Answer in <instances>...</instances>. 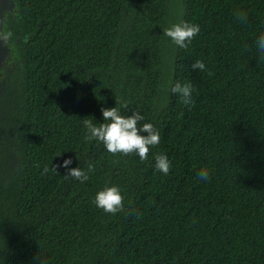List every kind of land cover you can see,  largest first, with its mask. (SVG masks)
I'll list each match as a JSON object with an SVG mask.
<instances>
[{
	"label": "trees",
	"instance_id": "16d2710c",
	"mask_svg": "<svg viewBox=\"0 0 264 264\" xmlns=\"http://www.w3.org/2000/svg\"><path fill=\"white\" fill-rule=\"evenodd\" d=\"M178 1L174 19L172 0H19L25 79L0 139V264H264V0ZM181 21L200 26L184 48L163 35ZM176 81L193 85L191 105ZM112 107L159 132L146 159L86 138L84 120ZM78 167L86 180L66 176ZM106 184L121 190L116 213L95 205Z\"/></svg>",
	"mask_w": 264,
	"mask_h": 264
},
{
	"label": "clouds",
	"instance_id": "9594fccd",
	"mask_svg": "<svg viewBox=\"0 0 264 264\" xmlns=\"http://www.w3.org/2000/svg\"><path fill=\"white\" fill-rule=\"evenodd\" d=\"M237 19L241 22L246 21L247 14L243 12L237 13ZM200 26L198 24L181 21L171 24L163 30V35L169 37L171 43L184 48L190 43L192 38L198 34ZM11 32H0V41H7L11 37ZM256 48L258 52L264 53V33L256 39ZM193 70L205 71L206 65L203 60L197 59L191 64ZM170 91L178 94L183 104L191 105L193 103L192 93L193 85L190 82L181 83L176 81L171 83ZM103 123L93 124L90 120L85 119L84 124L87 128L86 138L89 140H97L103 143L106 150L110 153H130L135 152L141 160L147 158L149 146H155L160 142V134L154 128L152 123H143L139 127L138 121L144 119L139 112H133L129 116L120 114L117 107L102 108ZM156 170L167 174L170 169V161L166 154L155 155ZM71 159L63 162V167L67 168L71 164ZM45 171H48L45 168ZM66 176H73L80 180H86L87 174L79 167L69 168ZM198 178L202 180L209 179V171L206 168L201 169L197 173ZM121 190L117 185H105L95 194L94 202L97 208L107 213H116L122 207Z\"/></svg>",
	"mask_w": 264,
	"mask_h": 264
},
{
	"label": "water",
	"instance_id": "95a60500",
	"mask_svg": "<svg viewBox=\"0 0 264 264\" xmlns=\"http://www.w3.org/2000/svg\"><path fill=\"white\" fill-rule=\"evenodd\" d=\"M21 19L19 0H0V32H11L5 42L0 41V139L8 138L18 110L16 98L22 95L25 79V65L18 52L22 38L14 36ZM20 100H18L19 102Z\"/></svg>",
	"mask_w": 264,
	"mask_h": 264
},
{
	"label": "rangeland",
	"instance_id": "374dc122",
	"mask_svg": "<svg viewBox=\"0 0 264 264\" xmlns=\"http://www.w3.org/2000/svg\"><path fill=\"white\" fill-rule=\"evenodd\" d=\"M171 10L174 13V19L180 15L181 4L178 0H172Z\"/></svg>",
	"mask_w": 264,
	"mask_h": 264
}]
</instances>
